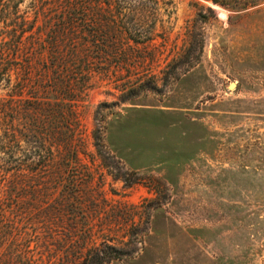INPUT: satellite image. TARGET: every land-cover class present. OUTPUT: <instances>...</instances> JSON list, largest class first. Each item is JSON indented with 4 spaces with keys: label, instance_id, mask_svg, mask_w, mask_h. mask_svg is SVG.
Segmentation results:
<instances>
[{
    "label": "rangeland",
    "instance_id": "374dc122",
    "mask_svg": "<svg viewBox=\"0 0 264 264\" xmlns=\"http://www.w3.org/2000/svg\"><path fill=\"white\" fill-rule=\"evenodd\" d=\"M85 261L264 264V0H0V264Z\"/></svg>",
    "mask_w": 264,
    "mask_h": 264
},
{
    "label": "trees",
    "instance_id": "16d2710c",
    "mask_svg": "<svg viewBox=\"0 0 264 264\" xmlns=\"http://www.w3.org/2000/svg\"><path fill=\"white\" fill-rule=\"evenodd\" d=\"M96 138L99 139L100 137H99V136H96ZM99 145H100V144H99ZM108 249H110L111 251H113V253L110 254V255L113 256V258H118V257H120V254L118 253V250H117L115 247L109 246ZM91 257H92V256H91ZM88 261H89V260H87V262H88ZM84 264H88V263H86V261H85Z\"/></svg>",
    "mask_w": 264,
    "mask_h": 264
},
{
    "label": "bare ground",
    "instance_id": "6f19581e",
    "mask_svg": "<svg viewBox=\"0 0 264 264\" xmlns=\"http://www.w3.org/2000/svg\"><path fill=\"white\" fill-rule=\"evenodd\" d=\"M219 15H220L222 18H226V17H227V12H226V10H224V9H220V10H219Z\"/></svg>",
    "mask_w": 264,
    "mask_h": 264
}]
</instances>
